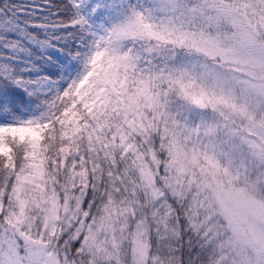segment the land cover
<instances>
[{
    "label": "snow or ice",
    "instance_id": "1",
    "mask_svg": "<svg viewBox=\"0 0 264 264\" xmlns=\"http://www.w3.org/2000/svg\"><path fill=\"white\" fill-rule=\"evenodd\" d=\"M0 264H264V0H0Z\"/></svg>",
    "mask_w": 264,
    "mask_h": 264
}]
</instances>
